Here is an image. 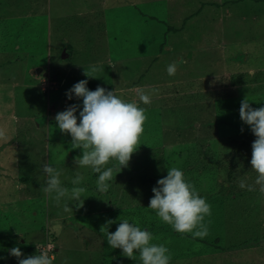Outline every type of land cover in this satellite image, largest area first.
<instances>
[{"label": "rangeland", "instance_id": "1", "mask_svg": "<svg viewBox=\"0 0 264 264\" xmlns=\"http://www.w3.org/2000/svg\"><path fill=\"white\" fill-rule=\"evenodd\" d=\"M173 62L177 71L169 76L167 66ZM90 65L101 66L99 77L85 75ZM81 80L88 81L89 90L103 87L138 104L137 89H159L151 104L141 103L151 111L145 113L143 140L128 165L113 171L106 193L97 191L98 174L75 164L82 149L71 147V135L62 133L55 120L79 105V123L82 98L68 99L67 92ZM263 81L264 0H0V129L7 134L0 139V264H19L10 255L14 247L23 259L39 255L46 242L55 248L53 264H140L138 252L137 259L124 256L101 231L115 232L125 218L153 236H167L172 229L155 212H148L155 215L152 228L138 212L130 214L136 195H149L144 186L136 192L133 168L140 164L142 172H149L138 178L153 189L168 169L183 170L186 158L208 161L213 152L217 161L215 154L221 152L225 160L233 139L201 124L208 118L213 124L217 116L238 123L235 142L244 135L249 147L255 135L240 119L246 98L240 94L247 92L239 89L251 86L253 99H247L253 107L257 100L264 103ZM214 91H222L215 107L224 114L205 115L204 104L214 103L209 96L219 97ZM246 162L228 180L225 170L218 181L212 170L184 173L211 206V216L205 217L209 234L203 239L181 234L174 245L151 241L169 249L170 264H264V195L258 186L254 191L239 186L242 180L254 185L256 179ZM45 164L61 170L62 186L69 189L78 173L83 176L78 185L86 189L82 206L78 201L57 206L44 193ZM65 202L73 212H64ZM33 247L37 253L31 254Z\"/></svg>", "mask_w": 264, "mask_h": 264}, {"label": "clouds", "instance_id": "2", "mask_svg": "<svg viewBox=\"0 0 264 264\" xmlns=\"http://www.w3.org/2000/svg\"><path fill=\"white\" fill-rule=\"evenodd\" d=\"M179 63H184L183 59ZM85 70L89 78L99 77L98 72L103 69L98 65H90ZM177 71V63L167 66L169 76H174ZM45 75V74H44ZM87 80H81L68 90V99L82 98V111L78 118L75 114L79 105H71L65 111L56 115L57 126L62 133L71 135L73 149H82V156L75 158V164L81 168H90L98 174L96 181L97 191L106 193L109 189V181L113 171L126 167L132 154L140 145V137L144 133V124L147 119L146 110L141 108L137 100L125 101L113 91H106L103 87L96 90L87 88ZM159 89L146 91L144 88L136 90L138 101L145 105L151 104L153 94H158ZM240 119L250 126L256 139L252 144L251 168L256 172L254 185H246L240 181L239 186L247 187L249 191L257 190L264 195V106L252 108L249 100L241 101L239 109ZM243 131V128L241 129ZM0 139H7L4 129H0ZM59 160L65 159L59 156ZM110 161L116 163L112 167H106ZM43 173L46 176L44 193L53 199L57 206L61 201H78L77 207L83 205L81 199L86 192L84 187L78 185L83 181V176L77 174L72 179L71 189L62 186L61 170L45 164ZM159 187H153L154 196L150 199L148 208L155 211L159 220L172 227L180 234L190 233L195 238L203 239L209 234L208 223L205 217L211 216V206L206 199L201 197L193 184L186 181L184 173L177 167L168 169L167 176L157 181ZM64 212H73L69 203L63 204ZM104 232L109 246L119 248L122 254L130 259H137L134 253L139 254L140 264H170L171 253L163 244L151 243L154 236L148 230H142L138 222H131L125 218L121 220L115 232ZM59 233H57L58 235ZM10 255L15 256L19 264H53L47 252L39 255L20 259L21 249H10Z\"/></svg>", "mask_w": 264, "mask_h": 264}, {"label": "trees", "instance_id": "3", "mask_svg": "<svg viewBox=\"0 0 264 264\" xmlns=\"http://www.w3.org/2000/svg\"><path fill=\"white\" fill-rule=\"evenodd\" d=\"M261 85H264V81H263V84H261ZM222 87L226 88L225 87V83L222 85ZM239 90H244L245 91L244 93H246V92L248 93V91L250 92V90H251V86H248V87H246L244 89H239ZM258 90H259V87L257 88L256 91H258ZM214 92L218 93L219 97H217V95L214 94V93H213V95H210L209 96V97H212L214 99V103L213 104H204V107H203V109L201 111H203V110L206 111V114L205 115H208L207 114L208 112H218L220 114H224L221 109L216 110V107H215V105H216L215 99L218 101L219 99L222 98V93H221L222 91H214ZM247 93H246V95H244V94H240V95L245 96L246 98H249V99H253L251 97V95H250L251 92H250V94L248 93V95H247ZM262 93H264V91ZM255 94H257V93H255ZM223 95H224V91H223ZM212 98H210V99H212ZM257 98H259V97L257 96ZM208 105H210V106H208ZM139 106L141 108H144L146 110L145 113H147L148 111H150V109L145 108L143 106V104H141L140 102H139ZM262 106H264V103L263 102L260 103V100H257L256 105L253 106L252 108L256 109V108H259V107H262ZM201 114H199V115H201ZM204 120L201 119V124L203 122H206L207 123V127L215 126L216 132H218L220 135H222L223 138L224 137H230L234 141L231 140L232 141L230 143L231 145L230 144H227V149H226L227 152H224L225 153V158H226L225 160H224V157H221V158L219 157V155L221 154V152L215 154V157H216V160L217 161H214V153L213 152H212L211 155L208 154V161H207L206 158H201L198 161L197 160H194V159L186 158L184 164L182 165V169H183L182 171H183V173H186V172H189V171L190 172L193 171L194 173H192V174H197V173H200L202 170H204V171H206V170H210L211 171L212 170L214 176L217 178L216 181H218L219 180L218 178L219 177L220 178L222 177L221 172L223 170H225L226 171V173H225L226 176L223 177V178L224 179L226 178V180H228V179L232 178L234 175H236L235 173L237 172V168L240 167V163H242V160L243 159H247V161H248V162L245 163V167L251 165L250 161H251V156H252V144H250L249 147L247 146L249 142L246 141V137H244V135H243V139L241 140V142H239V143L235 142L236 140H238V135L237 134H238V130L240 128V126H239L238 123H234V121H231L230 120V123L228 124L227 122L223 121L222 117H220V116H217L216 117V120H215V122L213 124L212 123L209 124V122H210L209 121V118L208 119H204ZM145 122L148 123V121H145ZM146 123L144 124V127H147V124ZM202 126H204V125L202 124ZM241 127H244L243 124L241 125ZM245 129H246V131H250V133L253 134V132L251 131V128L250 127L249 128H246L245 127ZM176 137L177 136L175 135L173 138L176 139ZM254 137L252 138L253 140L256 139V138L254 139ZM140 138H141V140H143V137L142 136ZM203 139L205 141V142L203 141V143H206L207 144L208 143L207 142V139H205V138H203ZM248 139H249V137H248ZM201 140H199L200 143H202ZM197 144H198V141H197ZM206 144H204L205 147H208V146H206ZM148 145H150V144H148ZM142 149L145 152H150V150H147L148 148H146V147H142ZM156 158H157V155L155 154V155L152 156L151 160L152 159H156ZM144 160L145 161H148L149 159L148 160L147 159H143V161ZM140 166L141 165L138 164V165H136L133 168V171H134L133 178L135 180L134 188L136 187V192H137L138 187L144 186V188L147 190V192H148L149 195L148 196H145V197H141V196H137L136 195V197L134 199V206L132 207V212L131 211H129V212H130V214L132 216L135 213V211L138 212L139 213V216H141L142 218H144L143 219L144 222H145L144 224L145 225H149V227L152 228V227L156 226V224H155L156 223L155 222V220H156L155 219V215H153L155 211H153L150 208H148V205H147V202L146 201L151 197V195L154 196V193L152 191V188H150V186L146 185L143 181L142 182L139 181L141 179H139L138 176L141 177V175L144 176L147 173L149 174V172H146L144 170L142 172V170H141L142 168L139 169ZM194 168L199 169V170L198 171H195ZM151 181H153V180H151ZM157 186H158V184H157ZM231 191H234L235 192L234 188H231ZM140 194H141V192H140ZM150 211L153 212V214H149L148 212H150ZM121 213H123V212L121 211ZM141 229H143V228H141ZM166 232H167V236H166V234H164L162 232H161L160 235H158L159 233H156V235H154V239L153 240H156V239L161 240V239H163V240H166V241L171 242L173 245L174 244H179V240H177V237L179 236V238H180V236H182L181 234L174 232L173 229H168V230H166ZM204 242L207 243L206 241H204ZM54 250H55V248H54ZM38 251H39V248H38ZM29 252L31 254L37 253L35 247L31 248V250ZM39 254H40V252H39Z\"/></svg>", "mask_w": 264, "mask_h": 264}, {"label": "built area", "instance_id": "4", "mask_svg": "<svg viewBox=\"0 0 264 264\" xmlns=\"http://www.w3.org/2000/svg\"><path fill=\"white\" fill-rule=\"evenodd\" d=\"M53 251H54V245L51 242H46L44 246H41L39 248L40 254L41 252H47L50 258L53 257Z\"/></svg>", "mask_w": 264, "mask_h": 264}, {"label": "water", "instance_id": "5", "mask_svg": "<svg viewBox=\"0 0 264 264\" xmlns=\"http://www.w3.org/2000/svg\"><path fill=\"white\" fill-rule=\"evenodd\" d=\"M40 70H41V68H37V72H40ZM47 73H45V75H46Z\"/></svg>", "mask_w": 264, "mask_h": 264}, {"label": "bare ground", "instance_id": "6", "mask_svg": "<svg viewBox=\"0 0 264 264\" xmlns=\"http://www.w3.org/2000/svg\"><path fill=\"white\" fill-rule=\"evenodd\" d=\"M209 54V53H208ZM201 55V54H200ZM212 55H214V53L212 54ZM202 57V56H201ZM201 63V62H200ZM199 65V64H198ZM200 66V65H199ZM202 69V68H201Z\"/></svg>", "mask_w": 264, "mask_h": 264}]
</instances>
